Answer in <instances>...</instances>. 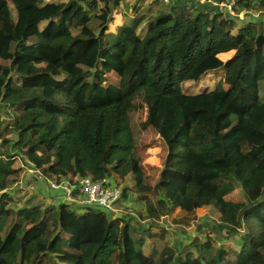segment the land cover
<instances>
[{
  "label": "trees",
  "instance_id": "16d2710c",
  "mask_svg": "<svg viewBox=\"0 0 264 264\" xmlns=\"http://www.w3.org/2000/svg\"><path fill=\"white\" fill-rule=\"evenodd\" d=\"M42 2L11 0L15 19L0 6V112L10 119L0 133V264H264V22L237 25L212 3L174 0L140 37L137 21L109 31L120 0ZM219 69L211 91H182ZM108 74L118 85H103ZM137 106L165 147L153 184L135 156ZM26 167L71 185L131 175L119 201L136 195L150 222L60 202L18 207L9 189ZM237 189L243 202L230 200ZM185 202L219 216L196 227L205 231L191 240L195 253L151 232ZM230 239L231 256L221 245Z\"/></svg>",
  "mask_w": 264,
  "mask_h": 264
},
{
  "label": "rangeland",
  "instance_id": "374dc122",
  "mask_svg": "<svg viewBox=\"0 0 264 264\" xmlns=\"http://www.w3.org/2000/svg\"><path fill=\"white\" fill-rule=\"evenodd\" d=\"M62 0H43L42 3L58 2ZM234 2V15H238L237 25L244 24L248 21L264 22V0H225V2ZM6 4L11 12L12 17L15 19L16 12L11 0H0V6ZM99 7H102L100 4ZM166 10L165 5H162L158 0H120V5L116 13H113V22L109 31H114L119 26L129 25L137 21L136 32L140 37L146 32V25L149 18L154 17ZM235 17V16H234ZM235 33V32H233ZM230 55H220V59L226 60ZM223 70L219 69L212 71L196 82H185L182 84V91L188 95L199 94L206 91H211L214 86L220 81L223 76ZM14 82L19 83L18 79H13ZM119 79L115 74H108L104 77L103 85H118ZM264 98V92L262 94ZM131 129L134 134L135 156L141 161L146 183L153 184L160 170V159L165 155V147L157 138L155 132L143 126L145 120V108L142 106L137 108L129 114ZM10 119L6 113L0 112V133L4 125L9 123ZM10 140L15 139L14 134L8 136ZM1 143V140H0ZM246 150V149H245ZM14 167H20L21 162L15 160ZM22 176V175H21ZM29 176V177H28ZM26 178L20 177L18 183L13 185L9 190L14 196V201L18 207L25 205L28 199L34 203L40 202L42 204H49L59 202L58 196L49 191L48 186L44 179L38 180L31 175ZM111 182L120 187L134 186L133 176H127L124 181H119L115 176ZM136 195H131L129 200L118 202L115 205L116 212L109 214L113 217H125L130 219L132 223H139L142 226H147L149 220H140L138 212L141 210L140 203L134 198ZM58 199V200H57ZM134 200V201H133ZM230 200L234 202H243L244 194L241 189H237L230 194ZM75 209H83L75 207ZM217 212L208 205H200L194 209L190 207L188 202H185L182 209H177L171 213H167L152 227L151 232L157 234L159 237L161 229L165 230L166 235L164 242L168 245H174L181 242L185 247V252L195 253V249L191 244V240L196 236L198 239H204V231H196V227L207 221L216 222L218 220ZM154 237V239L156 238ZM157 239V238H156ZM154 240L147 239L144 246V253L148 255L152 249ZM161 242L156 244L157 248L161 247ZM215 246H220L218 241H215ZM230 254L236 251V241L230 239L221 244ZM184 252V254H185ZM183 254V256H184Z\"/></svg>",
  "mask_w": 264,
  "mask_h": 264
},
{
  "label": "built area",
  "instance_id": "2783aa9c",
  "mask_svg": "<svg viewBox=\"0 0 264 264\" xmlns=\"http://www.w3.org/2000/svg\"><path fill=\"white\" fill-rule=\"evenodd\" d=\"M162 5H169L174 0H158ZM195 3H212L218 6L223 13L230 16L234 15V5L232 2L216 3L213 0H191ZM20 161V160H19ZM22 166V165H21ZM27 175H31L38 180H42L40 173L30 167L25 168ZM46 185L51 192L60 193L61 203L71 204L74 207L81 208H98L111 214L116 212L115 205L121 198V188L111 182L109 178L101 180H93L91 177H80L77 179V184L71 185L67 180H62L60 183L46 181Z\"/></svg>",
  "mask_w": 264,
  "mask_h": 264
},
{
  "label": "crops",
  "instance_id": "0c3cea01",
  "mask_svg": "<svg viewBox=\"0 0 264 264\" xmlns=\"http://www.w3.org/2000/svg\"><path fill=\"white\" fill-rule=\"evenodd\" d=\"M222 55H225V54H222ZM229 55H230V54H229ZM52 193H53V192H52ZM59 194H60V193H58V192H54V196H58L57 198H58L59 200H58V199H57V200L61 203V202H62V201H61L62 199H61V197L59 196ZM56 203H57V202H56ZM152 233H153V232H152ZM150 239L154 240L153 238H150ZM154 241H155V240H154ZM153 243H154V242H153ZM153 243H152V244H153Z\"/></svg>",
  "mask_w": 264,
  "mask_h": 264
}]
</instances>
